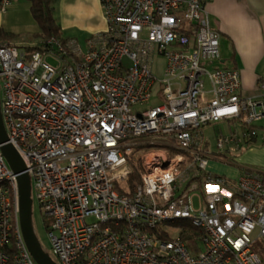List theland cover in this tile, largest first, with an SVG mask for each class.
I'll list each match as a JSON object with an SVG mask.
<instances>
[{
	"label": "built area",
	"instance_id": "obj_1",
	"mask_svg": "<svg viewBox=\"0 0 264 264\" xmlns=\"http://www.w3.org/2000/svg\"><path fill=\"white\" fill-rule=\"evenodd\" d=\"M12 1L0 0V11ZM211 1L100 0L106 29L85 49L54 38L31 53L0 45L6 143L52 220L59 264H261L264 175L230 182L209 173L202 147L204 126L239 123L240 136L232 129L216 144L238 149L264 119V98L240 95L238 71L209 68L220 59L204 8ZM155 56L165 60L162 80L152 73ZM132 166L140 183L120 194L115 184ZM183 221L201 234L194 252L181 239L190 236ZM0 264H36L1 145Z\"/></svg>",
	"mask_w": 264,
	"mask_h": 264
},
{
	"label": "crops",
	"instance_id": "obj_2",
	"mask_svg": "<svg viewBox=\"0 0 264 264\" xmlns=\"http://www.w3.org/2000/svg\"><path fill=\"white\" fill-rule=\"evenodd\" d=\"M204 8L211 28L220 35L219 45L223 44L225 49L224 55L220 52L219 61L212 63L210 68L238 71L240 95L244 98H264V89L259 87V82L264 79V0H212L206 3ZM54 16L60 26L62 37L73 39L79 45L86 46V42L92 36L103 33L106 29L100 0H56ZM0 29L11 36L16 34L23 38L13 41L14 43L9 41L11 37L1 38L0 45L14 44L23 49L24 46L38 45L41 41L27 0H13L4 12L0 11ZM254 128L257 132L254 142L249 145L242 142L238 149L234 146L237 152L235 164L215 158L216 169L213 172L209 171L212 156L208 153V143L205 144L201 128L202 147L209 157L207 171L230 182L246 171L264 175V119L256 122ZM230 145L232 144L224 147V154L229 152ZM116 185L117 183L115 187ZM120 187L125 190V194L132 190L127 189L125 184ZM259 242L262 243L264 240ZM258 255L261 264H264V254Z\"/></svg>",
	"mask_w": 264,
	"mask_h": 264
},
{
	"label": "rangeland",
	"instance_id": "obj_3",
	"mask_svg": "<svg viewBox=\"0 0 264 264\" xmlns=\"http://www.w3.org/2000/svg\"><path fill=\"white\" fill-rule=\"evenodd\" d=\"M20 37L21 36L14 34L13 36H11V39L9 41L13 42L15 40L19 41V40L23 39ZM24 41H26V40H24ZM79 46H81L83 49H85V44H80ZM223 47H224L223 44H221L220 52H222V54L224 55L225 49ZM49 61L54 64V62L52 60H49ZM164 64H165V60L162 57H160V56L154 57L153 66H152V73L157 80H162V78H163ZM205 83L207 84V81H205ZM153 103H154V101L151 100L147 104L137 105L134 107V110L137 111V110H142V109L148 108ZM229 127H231V129ZM233 128L235 129L236 134L238 136H240L241 126L239 123L229 125L226 122H218V123L211 124L209 126L202 128V133L204 135L205 144L208 143V147H207L208 153L212 156V158L210 159L211 164L209 166L210 172H213L216 169V164H215V160H214L215 158H220L225 162L235 164L237 152L235 151L234 146H232V145L228 146L229 152H227L226 154L223 153L224 148L222 150H219L216 147L217 137L220 135L224 136V137H228L230 134V131ZM239 139H241V138L239 137ZM219 154L222 156H220ZM225 166H227V165H225ZM230 168H234V166H230ZM231 171L233 172L234 170H231ZM117 184L119 186H123L125 184V182L119 181V182H117ZM29 192H30V198L32 201V204H31V227H32V231L34 233L35 239H36L39 247L41 248V250L46 255L50 256V258L54 262L59 264L57 258L55 256H53L51 251H50V241L48 238L47 227L51 224L52 220L49 217L42 216V214L40 212L39 204H38V202L35 198V195H34L31 180H29Z\"/></svg>",
	"mask_w": 264,
	"mask_h": 264
},
{
	"label": "trees",
	"instance_id": "obj_4",
	"mask_svg": "<svg viewBox=\"0 0 264 264\" xmlns=\"http://www.w3.org/2000/svg\"><path fill=\"white\" fill-rule=\"evenodd\" d=\"M29 5V11L37 24V27L39 29L38 38H40V42L38 45L34 46H24L22 47L25 49L27 53L36 52V51H43L44 50V42H46L49 39H57L60 41L68 40L64 37H62V32L60 29L59 24L57 23V20L54 16V5L56 0H27ZM11 37L9 33H6L2 29H0V39H6ZM242 128V126H241ZM257 137V135H256ZM256 137L246 141L247 145L251 144L256 140ZM140 183V171L138 166H132L131 173L126 179L125 185L127 186V189H131L135 186H137ZM118 192L121 194H125V190H122L121 187L117 184L115 187ZM181 224L185 227L186 232L190 235L188 238H186V234L183 232L181 234V239L184 241L186 246L189 248L191 252H194L197 247V239H199L200 232L193 228L189 223L183 221ZM194 237V238H192ZM255 250L258 252L261 256L264 254V242H259L255 245Z\"/></svg>",
	"mask_w": 264,
	"mask_h": 264
},
{
	"label": "water",
	"instance_id": "obj_5",
	"mask_svg": "<svg viewBox=\"0 0 264 264\" xmlns=\"http://www.w3.org/2000/svg\"><path fill=\"white\" fill-rule=\"evenodd\" d=\"M0 145L12 172L17 175L18 194H19V223L21 233L27 250L36 264H57L39 247L31 227V198L29 192V179L24 174L22 161L17 156L13 148L6 143V135L0 115Z\"/></svg>",
	"mask_w": 264,
	"mask_h": 264
},
{
	"label": "bare ground",
	"instance_id": "obj_6",
	"mask_svg": "<svg viewBox=\"0 0 264 264\" xmlns=\"http://www.w3.org/2000/svg\"><path fill=\"white\" fill-rule=\"evenodd\" d=\"M126 181V180H125Z\"/></svg>",
	"mask_w": 264,
	"mask_h": 264
}]
</instances>
